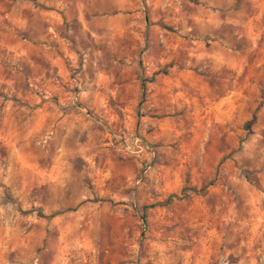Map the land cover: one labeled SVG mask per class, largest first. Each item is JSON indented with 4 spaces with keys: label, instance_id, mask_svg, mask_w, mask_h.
I'll return each instance as SVG.
<instances>
[{
    "label": "rangeland",
    "instance_id": "374dc122",
    "mask_svg": "<svg viewBox=\"0 0 264 264\" xmlns=\"http://www.w3.org/2000/svg\"><path fill=\"white\" fill-rule=\"evenodd\" d=\"M0 264H264V0H0Z\"/></svg>",
    "mask_w": 264,
    "mask_h": 264
},
{
    "label": "trees",
    "instance_id": "16d2710c",
    "mask_svg": "<svg viewBox=\"0 0 264 264\" xmlns=\"http://www.w3.org/2000/svg\"><path fill=\"white\" fill-rule=\"evenodd\" d=\"M145 90H146V79L143 78L141 81V96H142V98H144ZM51 216H53V215H51Z\"/></svg>",
    "mask_w": 264,
    "mask_h": 264
}]
</instances>
